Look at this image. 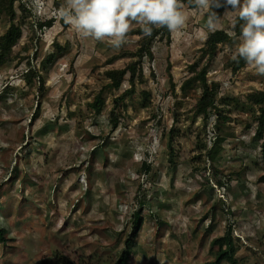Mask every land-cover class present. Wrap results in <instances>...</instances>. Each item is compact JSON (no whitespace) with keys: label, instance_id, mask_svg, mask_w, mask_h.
Returning <instances> with one entry per match:
<instances>
[{"label":"rangeland","instance_id":"rangeland-1","mask_svg":"<svg viewBox=\"0 0 264 264\" xmlns=\"http://www.w3.org/2000/svg\"><path fill=\"white\" fill-rule=\"evenodd\" d=\"M62 5L66 0L15 1L23 35L0 66V230L7 229L0 264H39L56 254L79 264H117L138 190L151 198L128 264H208L215 258L211 240L230 224L239 264H264V167L260 142L245 129L247 95L264 89V75L250 65L237 75L225 68L241 38L220 46L207 72L210 84L220 83L223 116L211 115L209 124L193 118L202 90L184 96L181 87L203 68L200 54L212 31L207 10L182 4L184 25L170 46L156 42L154 60L144 65L149 99L138 85L120 103L112 129L110 111L128 81L103 93L101 115L89 103L108 83L105 71L130 59L107 61L134 50L138 36L128 35L119 48L107 37H85L58 16ZM236 16L224 14L216 29L233 33ZM53 17V28L34 34L30 23ZM7 26L0 16V35ZM138 26L132 21L130 30ZM30 66L44 83H28ZM144 161L152 165L145 174Z\"/></svg>","mask_w":264,"mask_h":264},{"label":"trees","instance_id":"trees-1","mask_svg":"<svg viewBox=\"0 0 264 264\" xmlns=\"http://www.w3.org/2000/svg\"><path fill=\"white\" fill-rule=\"evenodd\" d=\"M16 0H0V16L5 15L9 19V26L0 35V66L7 63L10 58L11 51L13 47L19 42L23 35V26L17 24L14 20L17 16L15 9ZM59 5L60 1H57ZM182 4H186L189 8H196V6L191 2V0H180ZM26 3L23 2L21 9L27 12ZM182 10V9H181ZM212 11H216L219 19L225 14L226 8L219 7L214 8ZM208 18V11L206 12ZM56 18L49 19H39L34 23H30L34 34L36 29L44 31L46 29H51L54 27ZM234 27L232 28L233 33L226 29H216L210 32L207 41L202 47L200 58L203 60V68L198 69L197 73L191 75L181 87L182 95L187 96L191 92H196L197 88L202 90L200 99L196 104V109L193 113V118L202 116V119L206 124H209L211 115H216V118L223 116V109L226 106L224 99L218 100L220 94V83H209L207 72L209 66L215 60L218 49L220 46L225 44H230L235 39L241 38V25L243 21L239 19L238 14L234 19ZM231 33V35H229ZM138 36L137 46L134 50H122L120 53L111 57L107 62L113 63L119 58H129L130 61L123 68L109 69L105 71L106 78L109 79L108 83L104 86L102 91H100L95 99L89 103V107L93 110L94 114L101 115L105 107V98L103 93L106 90H118L121 88L125 81H128L129 88H127L120 96L114 99V106L110 111L109 121L112 129H115L119 123L118 112L120 103H122L126 97L135 95L138 90V85L144 87L141 90V94L144 100L149 99V92L146 89L148 84V78L146 76L144 65L147 62L154 60V45L156 42L165 41L167 46H170L173 42L172 31H169L167 27H153L151 35H145L143 32V26H138L131 29L127 36ZM58 51L61 53L66 50V47H61L56 45ZM195 67L198 68L199 61H197ZM248 65L243 59H239L238 62L233 60V57H229L225 63V68L230 69L231 72L237 75L240 71L246 68ZM25 78H27L28 83L33 82L35 79H39L40 84L44 83L42 76L39 71L33 67H29V70L25 73ZM173 84V83H172ZM174 87V85H173ZM44 91V87H43ZM42 88L40 92L43 93ZM229 100L232 101L231 104L236 106L239 104V100L236 97L230 96ZM224 101V103H222ZM247 101L252 106V113L249 114L247 122L245 124V129L250 130L251 136L255 141L260 142V150L257 151V158L259 162L264 167V89L254 91L247 95ZM234 105V106H235ZM39 112V111H38ZM38 112L33 115L32 119H36ZM231 112V111H229ZM217 135V139H221ZM225 138H222V140ZM221 140V142H222ZM218 141L215 140L217 145ZM172 157H175L174 149L171 150V161ZM144 174L151 170V163L149 161H144L143 164ZM260 180L264 181V174L260 177ZM151 195L146 197L145 193L141 196L140 190H138L135 199L137 200V206L135 211L131 216L132 230L125 241L123 250L119 252V259L117 264H128L131 256L132 250L136 244L137 229H141L144 223L143 210L147 208V202L150 200ZM7 229L3 228L0 230V240L2 243L6 241ZM234 229L230 224L223 235L214 237L210 242V249L215 250V258L209 261L208 264H222L227 261L229 264H239V259L236 256L237 250L239 248L238 242L234 237ZM39 264H79L76 261L71 260L64 254H56L54 259H46L41 261Z\"/></svg>","mask_w":264,"mask_h":264},{"label":"clouds","instance_id":"clouds-1","mask_svg":"<svg viewBox=\"0 0 264 264\" xmlns=\"http://www.w3.org/2000/svg\"><path fill=\"white\" fill-rule=\"evenodd\" d=\"M199 9L208 11L206 27L215 31L219 17L214 8H226L238 14L241 25V42L233 60L243 59L264 75V0H191ZM180 0H66L58 16L85 37L103 41L106 37L114 48L125 42L131 22L143 25L145 35L153 27H167L176 31L184 25L185 15ZM231 35V33H229Z\"/></svg>","mask_w":264,"mask_h":264}]
</instances>
